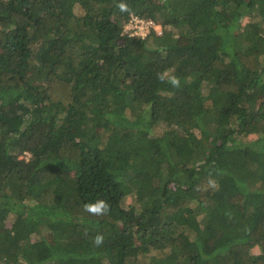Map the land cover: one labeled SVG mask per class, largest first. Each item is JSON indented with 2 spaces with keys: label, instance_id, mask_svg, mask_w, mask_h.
I'll return each mask as SVG.
<instances>
[{
  "label": "trees",
  "instance_id": "trees-1",
  "mask_svg": "<svg viewBox=\"0 0 264 264\" xmlns=\"http://www.w3.org/2000/svg\"><path fill=\"white\" fill-rule=\"evenodd\" d=\"M0 264H264V0H0Z\"/></svg>",
  "mask_w": 264,
  "mask_h": 264
},
{
  "label": "clouds",
  "instance_id": "clouds-1",
  "mask_svg": "<svg viewBox=\"0 0 264 264\" xmlns=\"http://www.w3.org/2000/svg\"><path fill=\"white\" fill-rule=\"evenodd\" d=\"M118 7L120 8L121 11L127 10V5L125 4H120L118 5ZM158 78L161 80L163 79L162 76ZM169 82L172 84L173 87H178L180 83L179 79L175 76L171 77ZM83 208H84V211L88 212L91 215L100 216V215L106 214L109 211L110 205L104 200H98L95 203L85 204ZM103 239L104 237L102 235H97L94 238V243L97 246H99L100 244L103 243Z\"/></svg>",
  "mask_w": 264,
  "mask_h": 264
},
{
  "label": "rangeland",
  "instance_id": "rangeland-1",
  "mask_svg": "<svg viewBox=\"0 0 264 264\" xmlns=\"http://www.w3.org/2000/svg\"><path fill=\"white\" fill-rule=\"evenodd\" d=\"M134 29L136 35H142L144 36L147 33V29L145 24L142 23H134L132 22L131 26H129V29ZM157 31L160 32L159 28H157ZM10 226V220L5 221V224L3 227L9 228Z\"/></svg>",
  "mask_w": 264,
  "mask_h": 264
},
{
  "label": "built area",
  "instance_id": "built-area-1",
  "mask_svg": "<svg viewBox=\"0 0 264 264\" xmlns=\"http://www.w3.org/2000/svg\"><path fill=\"white\" fill-rule=\"evenodd\" d=\"M132 22H134V23H142V24H145V25H146V28L149 29V28L153 27V29H154L155 31H157V27L154 26L152 23H149V22L143 23V21L138 20V19H136V18H132L131 23H132ZM157 33L160 34V32H158V31H157Z\"/></svg>",
  "mask_w": 264,
  "mask_h": 264
}]
</instances>
